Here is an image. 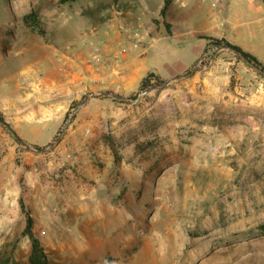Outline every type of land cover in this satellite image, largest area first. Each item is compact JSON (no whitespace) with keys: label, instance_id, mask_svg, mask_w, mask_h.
<instances>
[{"label":"rangeland","instance_id":"obj_1","mask_svg":"<svg viewBox=\"0 0 264 264\" xmlns=\"http://www.w3.org/2000/svg\"><path fill=\"white\" fill-rule=\"evenodd\" d=\"M88 2L94 7L87 0H76L71 5L63 0H0V80L8 73H16L22 65H44L54 47L63 49L69 45L83 28L80 20H85ZM142 2L141 6L136 0L142 12L162 5V0ZM31 7L38 11L46 37L21 22V15ZM126 32L131 33L130 30ZM84 37L88 42L92 38ZM162 43L150 46L146 65L160 69ZM38 79H21L20 83L31 90ZM150 87L137 103L116 101L123 106L122 111L99 124L96 138L83 158L85 170L77 183L81 196L66 202L50 200L52 222L59 221L67 239L61 250L48 248L53 252L50 253L53 261L70 264H264V214L261 210L249 212L243 201L242 173L244 170L252 173L254 169H245L237 161L230 160L224 146L214 145L209 149L200 146L194 142L196 132L190 127L177 131L167 127L164 118L152 113V104L160 88ZM52 126L25 137L42 140L50 134ZM0 128L16 144L18 149L12 166H19L16 167L18 172L14 167L5 172L3 167L7 162L2 160L0 153V171L6 173L0 182L7 181L8 188L15 185L27 209L32 211L28 194L32 196V189L33 192L35 189L29 185L30 172L34 170L22 152L47 151L62 140L63 134L57 141L53 138L49 144L39 146L41 151H36L37 148L28 149L16 141L1 123ZM80 152L81 149L73 150L65 156L75 164ZM34 168L38 172L39 167ZM59 173V170L47 172L54 181L47 185L48 192L59 190L55 188ZM11 176L16 177V182L10 181ZM61 185L65 192L74 189L71 183ZM2 193L3 190L0 195ZM66 206H75L81 211L71 216ZM39 221L40 217L35 215V223ZM23 224L24 215L17 201L8 202L5 209L0 206V264L12 261L25 264L29 242L20 236Z\"/></svg>","mask_w":264,"mask_h":264},{"label":"crops","instance_id":"obj_2","mask_svg":"<svg viewBox=\"0 0 264 264\" xmlns=\"http://www.w3.org/2000/svg\"><path fill=\"white\" fill-rule=\"evenodd\" d=\"M213 1L171 0L165 16L159 15L161 5L142 12L136 0H120L103 11L95 10L88 2L86 10L93 13L85 12V20H80L83 28L69 45L63 49L54 47L44 65H22L16 73H8L0 80V114L31 147L45 146L62 126L71 103L81 95L113 91L127 98L137 92L140 79L148 71L163 79L179 76L157 90L152 113L164 118L166 126L175 131L193 129L194 142L200 146H224L230 160L245 169L253 168L252 173H242L243 201L249 212L261 210L264 214V77L228 47L215 46L206 39H226L252 53L264 65V3L218 0L212 5ZM142 3L139 0L141 6ZM86 35L92 37L89 42ZM155 42H163L160 69L146 65V55ZM92 54L101 57L96 71L84 63ZM37 77L31 90L20 83L21 79ZM122 109L109 95L90 96L58 144L44 152H22L34 171L35 166L39 167L38 172H30L29 185L35 189L32 196L28 194V202L33 207L30 213L34 230L47 252L53 253L48 248L61 250L67 241L63 226L56 219L52 222L50 200L66 202L81 196L77 183L85 170L83 158L96 138V130L106 117H116ZM134 109L140 116L137 104ZM51 124L52 131L42 140L26 139ZM17 149L0 128V153L7 162L5 172L9 167H19L12 166ZM77 149L81 152L73 164L65 155ZM53 170L60 171L55 185L59 190L48 192L47 185L54 181L47 172ZM4 171H0L1 180L6 175ZM10 181L16 182V177L11 176ZM62 183L74 184V189L65 192ZM2 190L0 206L5 209L8 202L17 201L19 190L15 185L8 188L7 181H1ZM66 207L71 216L81 211L75 206ZM35 215L40 217L38 224Z\"/></svg>","mask_w":264,"mask_h":264},{"label":"trees","instance_id":"obj_3","mask_svg":"<svg viewBox=\"0 0 264 264\" xmlns=\"http://www.w3.org/2000/svg\"><path fill=\"white\" fill-rule=\"evenodd\" d=\"M64 2H68L69 5H71L74 1L76 0H63ZM91 1L94 4V9L97 11H103L110 5H115L118 4L120 0H87ZM264 3V0H262ZM171 3V0H162V5L159 9V15L160 16H165L166 11ZM93 13V10H84V13ZM21 22L28 27L30 30L33 32L38 33L42 37H46L47 32L45 31L44 27L42 26V20L39 16L38 11L31 7L27 12L21 15L20 17ZM206 39L210 42L213 43L215 46H225L231 49L238 58H241L243 61L248 63L250 66H254L257 69L261 70L264 72V65L249 51L242 49L240 46L235 45L227 41L226 39L223 38H215L211 36H206ZM189 70L186 71L188 73ZM264 77V75L262 74ZM164 79L161 78L159 75L154 73L153 71H148L139 81L138 85V90L135 94H132L128 96L127 98L130 100H133L137 97V94L143 90H146L150 86L160 84ZM115 101H119L115 98H112ZM79 101H73L70 105V110L66 112L63 123L64 121L68 118L69 114L71 111L74 110V108L78 105ZM0 120L5 121L4 117L2 114H0ZM6 131L5 126H3ZM61 127L58 128L56 134L54 135L53 138H56L58 133L60 132ZM9 132V131H8ZM10 133V132H9ZM16 140V139H15ZM17 141V140H16ZM34 148H39V146L32 145ZM20 211L24 215V224L23 227L20 231V236L25 237L28 242H29V250L28 254L26 256V261L25 264H70L66 262H61V261H53L51 254L47 252L44 248V246L41 243L39 235L36 233L34 230V219L30 213V211L27 209L23 198L21 196L18 197L17 199ZM7 263V260H4ZM11 264H18L16 261H12Z\"/></svg>","mask_w":264,"mask_h":264},{"label":"water","instance_id":"obj_4","mask_svg":"<svg viewBox=\"0 0 264 264\" xmlns=\"http://www.w3.org/2000/svg\"><path fill=\"white\" fill-rule=\"evenodd\" d=\"M255 70H257L259 73L263 74L264 75V72L257 69L256 67L252 66ZM194 67H192L191 69H193ZM179 77V76H178ZM178 77H174V78H169V79H164L160 84H158L157 86H151L150 89H153V88H161L163 86H165L171 79H175V78H178ZM148 92V89L146 90H143L141 92L138 93L136 99L134 100H129L128 98H125L113 91H102V92H99V93H95V94H88V95H85L78 103V105L74 108V110L72 111V113L68 116V118L64 121V123L62 124L61 126V129H60V132L58 133V135L56 136L55 140L54 141H57L61 135L63 134V132L65 131L67 125L70 123V121L73 119V117L75 116V114L77 113V111L79 110V108L81 107V105L85 102V100L90 97V96H93V95H97V94H101V95H109L111 96L112 98H115V99H118V100H121V101H127V102H132V103H137L139 102V100L141 99V97L146 94ZM0 123L6 127V129L14 136V138L19 142L21 143L24 147L28 148V149H33V147H31L27 142H25L22 138H20L18 136V134L14 131V129L9 126L5 121H2L0 120ZM42 149H36V151H41Z\"/></svg>","mask_w":264,"mask_h":264},{"label":"built area","instance_id":"obj_5","mask_svg":"<svg viewBox=\"0 0 264 264\" xmlns=\"http://www.w3.org/2000/svg\"><path fill=\"white\" fill-rule=\"evenodd\" d=\"M218 0H214L212 5L216 4ZM84 63L89 65L90 70L96 71L99 69L100 63H101V57L97 54H93L89 57H86L84 59Z\"/></svg>","mask_w":264,"mask_h":264}]
</instances>
